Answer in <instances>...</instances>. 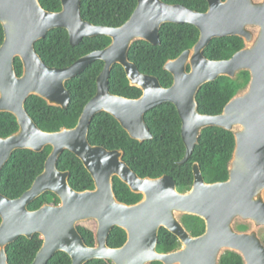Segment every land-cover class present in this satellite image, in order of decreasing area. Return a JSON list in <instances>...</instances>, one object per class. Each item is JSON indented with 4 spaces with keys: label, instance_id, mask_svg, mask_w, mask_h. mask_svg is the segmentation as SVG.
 I'll list each match as a JSON object with an SVG mask.
<instances>
[{
    "label": "water",
    "instance_id": "water-1",
    "mask_svg": "<svg viewBox=\"0 0 264 264\" xmlns=\"http://www.w3.org/2000/svg\"><path fill=\"white\" fill-rule=\"evenodd\" d=\"M62 10L45 9L40 0H0V22L4 41L0 46V111L17 118L19 128L0 137V174L17 149L52 150L44 171L19 197L0 191V264H10L8 244L20 236L42 237L31 264H47L57 253L68 255L72 264L108 260L115 264H220L222 256L233 251L244 264H264V0H208V10L199 12L163 0H138L131 17L119 27L95 25L81 13L82 0H61ZM190 23L200 36L191 48L168 59L164 68L174 82L165 87L160 79L139 70L129 57L138 40L161 44L164 23ZM66 28L72 45L85 37L107 35L111 43L102 50L82 56L67 67L44 62L36 42L49 30ZM236 35L244 46L231 58L211 60L205 48L215 37ZM23 63L18 75L15 61ZM101 59L104 68L97 78L96 94L85 105L78 123L49 132L41 129L26 108L36 95L49 105L67 108L71 92L67 81ZM126 71L130 85L142 89L138 98L113 93L109 77L115 64ZM250 73L248 84L237 91L217 115L201 113L197 94L207 82L221 76L237 78ZM172 102L182 121V137L187 161L203 129L219 126L233 132L235 148L228 161V178L207 182L199 162L193 164L194 182L180 191L172 176L142 177L125 161L123 149L110 150L89 140L94 115L108 112L139 141L153 137L146 113ZM65 150L81 159L94 179L92 189L77 190L69 182L70 172L58 161ZM125 182L141 200L128 204L119 200L114 178ZM56 194L60 203L44 202L38 209L30 203L46 192ZM204 219L205 232L195 236L183 221L185 215ZM94 220L95 243L90 245L79 223ZM246 225L240 229L239 225ZM115 226L123 228L127 240L111 247L108 238ZM165 227L177 236L181 246L170 252L158 251L159 231Z\"/></svg>",
    "mask_w": 264,
    "mask_h": 264
},
{
    "label": "trees",
    "instance_id": "trees-1",
    "mask_svg": "<svg viewBox=\"0 0 264 264\" xmlns=\"http://www.w3.org/2000/svg\"><path fill=\"white\" fill-rule=\"evenodd\" d=\"M170 4L185 5L199 12L208 10V0H163ZM43 7L49 11L62 10L61 0H40ZM138 0H82L81 13L85 20L109 27L123 25L133 14ZM4 28L0 22V46L4 41ZM200 36L199 29L190 23H164L160 31L161 44H151L145 40L136 41L130 51V59L136 63L143 73L157 76L162 85L169 87L174 82L173 74L164 68L168 59L178 57L184 50L191 48ZM112 39L107 35L85 37L79 44L72 45L66 28L57 27L48 31L45 37L39 39L36 50L44 62L53 67H67L88 53L106 48ZM244 46L241 37H215L205 48L204 54L211 60L231 58ZM18 75L23 73V63L19 57L15 61ZM104 68V61L98 59L92 62L83 72L67 81L71 92V100L67 108L49 105L39 96L32 95L27 99L26 108L38 126L49 132L59 131L63 127L72 128L77 125L85 105L96 94L97 78ZM250 80V73L241 71L237 78L221 76L215 81L205 83L197 94L199 111L201 113L220 114L226 104L237 91L243 89ZM109 84L115 94L128 98H138L142 89L130 85L125 68L117 63L113 66ZM146 123L153 137L144 141L132 138L120 122L108 112L94 115L89 129V140L94 145H101L110 150L123 149L124 159L140 176L160 177L168 174L176 181L180 191L191 188L194 182L193 164L199 162L205 180L218 182L228 178V161L235 148L233 132L219 127L210 126L203 129L198 143L190 158L180 164L186 153L182 137V121L177 107L172 102H165L150 109L145 116ZM19 128L17 118L10 112L0 111V137H6ZM52 150L47 146L43 151L17 149L4 165L0 174V191L9 197H19L27 191L35 179L44 171L48 155ZM61 170L69 171V182L77 190L92 189L94 179L84 163L70 150H65L58 161ZM114 186L119 200L128 204L141 200L142 195L134 193L130 187L114 178ZM60 203L59 197L53 192H46L32 203L29 208L38 209L44 202ZM0 216V224H1ZM185 226L191 233L198 236L205 232L206 223L196 215L183 217ZM90 230L82 222L78 227L86 241L93 245L88 237L95 230L96 222ZM246 229V225H239ZM42 239V237L39 235ZM127 240L126 231L115 226L111 231L108 244L115 248L123 246ZM181 244L172 232L165 227L159 231V248L165 247L166 252L180 247ZM35 239L20 236L8 244L7 253L10 264H31L39 250ZM165 251V250H164ZM163 252V251H162ZM47 264H72L71 258L65 253H57ZM87 264H115L108 260H94ZM149 264H163L153 261ZM220 264H244L242 257L233 252H226Z\"/></svg>",
    "mask_w": 264,
    "mask_h": 264
},
{
    "label": "rangeland",
    "instance_id": "rangeland-1",
    "mask_svg": "<svg viewBox=\"0 0 264 264\" xmlns=\"http://www.w3.org/2000/svg\"><path fill=\"white\" fill-rule=\"evenodd\" d=\"M0 190H1V189H0ZM82 223H83L85 226H87L90 230L94 229V225H92L91 222H89V221H83ZM96 226H97V224H96ZM96 226H95V230H96ZM95 230L92 231L93 233H89V234H88L89 239H90L91 241H94V243H95V240H96V238H95ZM34 239H35V241H36L39 245L41 244L42 239H41L38 235H37ZM175 249H178V247H175L174 250H175ZM159 250H160V251H163V252L168 251V249L165 248V247L159 248ZM164 250H165V251H164ZM171 251H173V250H171Z\"/></svg>",
    "mask_w": 264,
    "mask_h": 264
}]
</instances>
